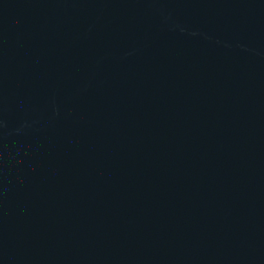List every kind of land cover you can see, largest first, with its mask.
I'll return each instance as SVG.
<instances>
[{"label":"water","instance_id":"obj_1","mask_svg":"<svg viewBox=\"0 0 264 264\" xmlns=\"http://www.w3.org/2000/svg\"><path fill=\"white\" fill-rule=\"evenodd\" d=\"M0 264H264V0H0Z\"/></svg>","mask_w":264,"mask_h":264}]
</instances>
